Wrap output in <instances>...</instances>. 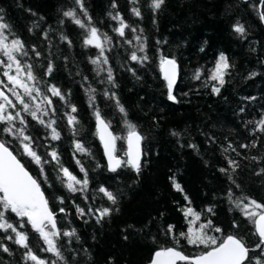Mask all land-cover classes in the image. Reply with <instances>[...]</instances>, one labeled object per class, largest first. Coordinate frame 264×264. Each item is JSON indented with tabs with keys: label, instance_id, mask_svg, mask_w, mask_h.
I'll use <instances>...</instances> for the list:
<instances>
[{
	"label": "trees",
	"instance_id": "1",
	"mask_svg": "<svg viewBox=\"0 0 264 264\" xmlns=\"http://www.w3.org/2000/svg\"><path fill=\"white\" fill-rule=\"evenodd\" d=\"M151 3L0 0V23L8 26L3 30L7 42L19 39L23 43L26 55L16 53L17 58L23 65H31L36 87L52 105L48 107L35 93L34 99H24L31 109L37 104L46 109L47 115L38 116L45 122L54 120L53 127L60 133L59 140H52L51 130L23 111L9 91L5 68L0 66V89L15 105H6L7 111L13 115L20 112L24 118L25 134L32 138L34 150L49 161L44 164V174L21 154L18 140L0 132V141L40 182L57 229L75 235L57 239L62 254L57 260L44 250L46 245L26 219L21 221L11 212L5 213L6 218L28 234L33 253L49 264H148L155 252L169 247L188 256L207 250L180 236L190 226L192 217L184 215L190 207L200 215L192 227L211 221L208 235L217 237L218 242L227 235L243 239L251 249L250 264H264L254 223L235 203L255 200L264 204V131L259 130V121L264 119V0H164L159 10H153ZM68 11L74 12L84 27L65 16ZM120 19L128 25L124 36L115 30ZM237 24L244 27L243 35L234 30ZM92 27L103 42V54L84 43ZM133 53L147 59L133 61ZM221 54L230 64L222 87L209 79ZM161 57L175 59L179 68L175 101L168 99ZM0 60L7 64L6 57L0 55ZM198 69L199 80L194 78ZM11 74L15 75V67ZM52 86L60 90L63 100L48 91ZM213 86L220 87L219 93L212 92ZM16 91L23 96L22 89ZM117 100L126 116L119 111ZM73 106L76 112H72ZM96 109L118 137L127 135L125 121L136 126L143 137L139 173L126 165L108 172L95 130ZM69 115L78 121L74 126L68 124ZM14 126L23 127L19 118ZM4 127L0 124V129ZM76 142L87 153L77 151ZM116 147L117 157L126 159L125 140L118 139ZM53 150L60 165L78 180L83 181L87 173L86 190H68L59 166L47 155ZM81 166L85 172L80 171ZM100 187L116 197L115 204L98 191ZM78 208L84 210L83 215ZM104 208L110 209V214L97 222ZM169 226L173 227L171 233L166 232ZM216 227L221 231H213ZM14 238L10 229L0 230V264H34Z\"/></svg>",
	"mask_w": 264,
	"mask_h": 264
},
{
	"label": "snow or ice",
	"instance_id": "2",
	"mask_svg": "<svg viewBox=\"0 0 264 264\" xmlns=\"http://www.w3.org/2000/svg\"><path fill=\"white\" fill-rule=\"evenodd\" d=\"M77 2L79 3L80 0H77ZM163 3L164 0H152L151 7L153 10H159ZM134 11L137 16L140 15L138 9ZM64 15L75 19V14L72 11L65 12ZM113 18L116 19L117 17ZM261 18L264 19V16ZM75 23L84 27L79 19H75ZM7 27L8 26L6 24L0 23V55L6 57L7 59L6 65L4 64V61L0 60V66L5 68L3 76L7 77L8 83L11 85L9 91H11L13 96H15L16 101L22 106L24 112L30 114L33 120H36L45 128H49L51 130L52 140H59L60 133L55 127H53L55 121L50 120L45 122L42 118H40V116H38V113L47 115V110L43 109L40 104H37L35 109H31L29 103H27L24 99L25 96L34 99L33 93H35L36 96L43 97V100L47 102L48 107H51L52 105V101L47 96H44L40 89L36 87V77L31 70V65H23L17 58L16 53L26 55L23 43L19 39H13L11 43L7 42L8 37L3 31ZM127 27L128 25L120 19V27L115 30L120 36H124V29ZM234 30L241 35L244 33V27L239 24H237ZM133 31H135V29H133ZM107 39L108 38L105 37V40ZM84 43L86 45L96 47L100 50L101 54H103V42L101 41L98 30L95 27L90 29L89 36L85 39ZM143 50L144 47L141 45L140 51ZM131 59L133 61L139 60L142 62L143 60H146L147 57H137V55L133 53ZM104 62L106 63L107 60L105 59ZM92 63L97 64L98 61L93 60ZM13 67H15V75L11 74ZM229 68L230 64L228 63L227 57L221 54L219 59L216 61L214 68L210 71L209 79L211 81H215L220 87H222L225 83V75L227 74ZM160 70L163 74V79L166 82L168 99L175 101L176 97L173 95V89L178 75L177 63L175 59H166L161 57ZM51 71L52 68L49 67L48 72L51 73ZM200 77L201 71L198 69L194 73V78L199 80ZM108 79L111 82L112 73L110 69L108 71ZM26 81H30L32 83L29 84ZM0 83H2V81H0ZM220 87L213 86L212 92L219 93ZM17 88L23 90V96L16 91ZM48 91H50L53 96H58L61 100L64 99L60 90L55 86L48 88ZM89 99L91 102L93 97L90 96ZM116 103L119 111L126 116L124 107L119 105L118 100ZM6 105L15 108L13 101L10 100L3 91H0V124L5 125L3 129H0V132L6 133L18 140L20 147L23 149L21 154L29 157L32 162L40 168V172L43 175L44 164L49 161L42 160V157L34 150L32 146V138L25 134L26 122L24 118L21 117L20 112H16L15 115L8 113ZM71 110L72 112H76V108L74 106ZM94 114L97 126L96 134L103 145L104 154L108 161V169L115 172L122 165H126L139 173L141 159L140 145L143 137L137 131L136 126L125 121L128 129L127 135L125 137H118L109 131L110 124L101 117L98 109L94 111ZM17 118H19V123L23 127L16 128L14 126V122ZM76 123H78L76 117L69 115L68 124L70 126H74ZM259 130L264 131V119L259 121ZM73 134L75 135L74 127ZM173 135H177V133L174 132ZM118 139H124L127 143V151L124 153V156L127 157V159L117 157L116 155V141ZM75 148L81 153H87V149H85L79 142L75 143ZM47 155L51 156L52 160L59 166L62 177L66 178L67 182L65 186L69 191L75 192L77 190H86L88 180L87 173L85 172L83 166H81L80 171L85 172V178L81 181L78 180L76 176H74L67 168L60 165L59 156L55 150L49 152ZM229 163L231 164L232 162L229 161ZM77 164H80L79 160H77ZM221 171H224V169H221ZM76 185H80V188L77 189L75 187ZM175 187L177 190H180V186L178 184H176ZM98 191L103 193L104 196H106L113 204L116 203V197L107 189L100 187ZM185 199H187V197H185ZM235 203L236 206L245 214L246 218H249L254 223L255 232L259 237L257 248H261L262 251H264V204L257 203L255 200H248L247 204H243L241 201H236ZM0 206H2L3 209L0 210V230L7 232L10 229L13 233H15L13 242L27 250L26 259L33 261L34 264H49V262L40 259L33 253L32 249L29 247L28 234L26 232L18 231L12 223L8 222L5 215L7 212L14 213L21 221H25L26 219V223L31 226L32 230L39 235V237L43 240L44 245H46L44 250L52 253L57 260L62 259V254L57 246V239L61 235L66 237L74 236L75 232L65 231L61 233L57 229L55 214L49 208L48 200L41 189L40 182H38V180L30 174L25 165L18 159L17 155H15L13 151L9 150L3 141H0ZM61 211H63V209H61ZM77 211L81 215L84 214L83 209L78 208ZM109 214L110 209H102L97 217V222ZM184 215L186 218L192 217V219L189 220L190 226L187 233H181L180 236L186 239L188 244L195 245L197 247L202 245L207 250L196 254L195 256H188L175 247H169L157 251L151 261V264H245L246 261L250 264L251 258L249 257V252L251 249H249L243 239L234 235H227L218 242L217 237L208 235L207 233V229L211 227V221L207 224H199L198 228H194L191 225L200 220V215L193 211L190 207L184 211ZM24 226L25 225L22 222L20 227L23 228ZM172 231V226H169L166 230L167 233H171ZM213 231L220 232L221 229L216 227ZM8 239H13V237L9 236ZM3 250L5 252L8 251L7 248H4ZM51 264H56V262L53 261ZM257 264H260V262L257 261Z\"/></svg>",
	"mask_w": 264,
	"mask_h": 264
},
{
	"label": "water",
	"instance_id": "3",
	"mask_svg": "<svg viewBox=\"0 0 264 264\" xmlns=\"http://www.w3.org/2000/svg\"><path fill=\"white\" fill-rule=\"evenodd\" d=\"M244 2H246L247 0H243ZM177 71H178V75H177V80H176V84H175V86H174V89H175V87L177 86V84H178V79H179V68H178V65H177ZM161 77H162V79H163V74H162V72H161ZM164 80V79H163ZM164 82H165V80H164ZM166 83V82H165ZM173 89V90H174ZM0 91H2L1 89H0ZM5 94V93H4ZM96 123H95V130H96ZM109 131H111L110 130V128H109ZM112 132V131H111ZM97 139H98V141H99V143H100V146H101V149H102V153H103V157H104V160H105V163H106V167H107V170H108V172H110V173H115V172H117L118 170H119V168L115 171V172H113V171H110L109 169H108V161H107V157L105 156V154H104V148H103V145H102V143H101V141H100V139H99V137H98V135H97ZM125 147H126V151H127V143H126V141H125ZM140 147H141V145H140ZM142 156H143V153H142V148H141V159H140V164H141V160H142ZM126 159H127V157H126ZM134 170V169H133ZM254 229H255V225H254ZM256 233V232H255ZM257 235V234H256ZM257 237H258V235H257ZM259 238V237H258ZM156 253V252H155ZM155 253L152 255V258H151V260H150V262L148 263V264H151V261L153 260V258H154V256H155Z\"/></svg>",
	"mask_w": 264,
	"mask_h": 264
}]
</instances>
